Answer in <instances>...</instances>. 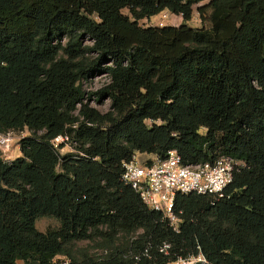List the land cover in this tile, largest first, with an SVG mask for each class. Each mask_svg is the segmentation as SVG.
<instances>
[{
  "label": "trees",
  "instance_id": "obj_1",
  "mask_svg": "<svg viewBox=\"0 0 264 264\" xmlns=\"http://www.w3.org/2000/svg\"><path fill=\"white\" fill-rule=\"evenodd\" d=\"M165 9L184 21H141ZM26 126L0 148V264H264V0H0V132ZM170 149L242 162L223 196L177 192L178 230L122 177Z\"/></svg>",
  "mask_w": 264,
  "mask_h": 264
},
{
  "label": "built area",
  "instance_id": "obj_2",
  "mask_svg": "<svg viewBox=\"0 0 264 264\" xmlns=\"http://www.w3.org/2000/svg\"><path fill=\"white\" fill-rule=\"evenodd\" d=\"M165 15V14H163ZM4 137L2 150L9 148L10 134L0 132ZM69 139L66 134H59L54 138L55 143L65 142ZM242 163L230 155H221L213 160H205L198 163H183L181 155L176 149H170L164 158L155 156L151 161L140 163L137 154L133 158L124 161L123 179L129 182L142 196V199L150 207L161 211L162 216L179 229V218L174 212V200L177 192L196 191L210 193L215 197L223 196L225 187L232 181L234 170ZM169 243H165L168 247ZM205 258L202 255L189 258H178L177 264H195L197 260ZM68 259L61 263L68 264Z\"/></svg>",
  "mask_w": 264,
  "mask_h": 264
},
{
  "label": "rangeland",
  "instance_id": "obj_3",
  "mask_svg": "<svg viewBox=\"0 0 264 264\" xmlns=\"http://www.w3.org/2000/svg\"><path fill=\"white\" fill-rule=\"evenodd\" d=\"M204 2L205 1L201 3H204ZM123 10L126 13L129 12L128 8H124ZM141 21L144 23H148V24L162 25V24H179L182 21H184V19L182 15L173 13L170 10L165 9L161 11L160 13L155 14L149 18H144ZM185 21L191 25H201L202 24L200 13L197 7H195V10H194V13L191 19H188ZM107 81H109V76L106 73L94 74L86 78L85 80H83L84 89L87 91V93H91L90 95L91 104L99 108L101 111H107L110 108L111 99L108 97L97 99L96 94L94 92L97 91L100 87H102ZM30 133H31V130L28 128V126H26L23 130L17 129V130H10L8 132H5L4 134L6 135L10 134L11 137L8 141V144L10 145L9 148L6 147V149L2 150L4 157L7 159H12L20 155L21 149H20L19 139L24 135H29ZM4 137L5 136L1 137V141H2L0 142L1 148H3L4 146V143H3ZM73 147H74V143L66 142L64 143L63 146L60 147V149L62 152H66V151L73 149ZM136 154H137V159L140 163H145L146 160L155 158V155L153 153L138 151ZM59 223L60 221L57 217L50 216V215L40 216L36 220V225L40 230H46L49 227L58 226ZM87 243H88L87 240L80 242V244H84V245H86ZM94 250H97V249L95 248ZM64 258L65 256L60 255L57 257V260L59 263H61ZM19 262L22 263V261H19ZM167 264H177V263L175 261H172Z\"/></svg>",
  "mask_w": 264,
  "mask_h": 264
},
{
  "label": "water",
  "instance_id": "obj_4",
  "mask_svg": "<svg viewBox=\"0 0 264 264\" xmlns=\"http://www.w3.org/2000/svg\"><path fill=\"white\" fill-rule=\"evenodd\" d=\"M195 264H203V260L202 259L197 260Z\"/></svg>",
  "mask_w": 264,
  "mask_h": 264
}]
</instances>
